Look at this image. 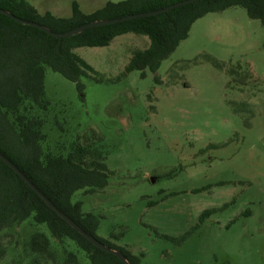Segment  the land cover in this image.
Instances as JSON below:
<instances>
[{
    "label": "rangeland",
    "instance_id": "374dc122",
    "mask_svg": "<svg viewBox=\"0 0 264 264\" xmlns=\"http://www.w3.org/2000/svg\"><path fill=\"white\" fill-rule=\"evenodd\" d=\"M73 1L29 0L60 17ZM76 1L90 13L122 0ZM149 46L127 33L75 49L97 72L82 78L83 91L45 70L52 138L67 129L70 140L94 139L106 153L108 186L76 192L73 202L100 219L99 238L143 264H264V26L242 6L210 12L157 72L126 73L133 53ZM37 230L10 231L1 264H27L15 258ZM189 231L181 244L163 237ZM46 234L54 257L39 264H66L70 253L71 264H90L72 241Z\"/></svg>",
    "mask_w": 264,
    "mask_h": 264
},
{
    "label": "trees",
    "instance_id": "16d2710c",
    "mask_svg": "<svg viewBox=\"0 0 264 264\" xmlns=\"http://www.w3.org/2000/svg\"><path fill=\"white\" fill-rule=\"evenodd\" d=\"M179 1L182 0L107 1L101 8L87 13L74 0L69 17L49 11L41 14L29 0H0V8L52 31L66 32L96 20L149 12ZM232 6L244 7L249 17L260 20L264 26V0H201L154 16L91 27L66 38L53 37L0 13V152L59 210L99 241L124 254L130 264H143L142 258L108 239L99 238L96 232L100 219L84 213L81 201L73 202L76 192L93 194L108 186L110 172L105 163L106 153L94 139L81 142L77 136L70 140L67 129L60 128L58 137L52 138L50 113L53 109L45 92V70L51 68L83 91L82 78L97 72L75 49L108 46L117 36L135 33L147 36L150 46L133 53L125 72L139 71L143 76L146 70L155 73L188 37L196 20ZM210 213L205 212L201 221ZM24 224L38 228L15 258L25 259L27 264H33V255L35 264L46 255L54 257L47 232L60 242L72 241L86 253L90 264H125L73 229L0 158V264L11 244L4 238ZM191 231L180 238L163 237L181 244ZM65 263H76L75 255L70 253Z\"/></svg>",
    "mask_w": 264,
    "mask_h": 264
},
{
    "label": "water",
    "instance_id": "95a60500",
    "mask_svg": "<svg viewBox=\"0 0 264 264\" xmlns=\"http://www.w3.org/2000/svg\"><path fill=\"white\" fill-rule=\"evenodd\" d=\"M198 1H201V0H182V1L176 2L174 4L168 5V6L164 7V8H160V9L149 11V12H141V13H136V14H129V15H126V16H123V17H119V18H114V19L96 20V21L89 22V23L83 24L81 26H78V27H76L74 29H71L69 31H66V32H55V31H52L51 29L47 28L44 25H41V24H39L37 22H33V21H29V20L17 17L13 13H11L10 11L2 9V8H0V13L9 16L10 18H12V19L24 24V25H28V26L39 28V29L47 32L48 34H50L53 37L66 38V37H71V36H74L76 34H79V33L83 32L84 30H86L88 28H91V27L115 24V23L131 20V19L143 18V17H148V16H154V15H158V14H161V13H165L167 11H170V10L174 9V8L181 7V6H184L186 4H190V3H195V2H198ZM0 158L3 159L4 162H6L44 200V202L51 209L56 211L73 229H75L77 232H79L81 235H83L87 240H89L92 244H94L98 248H100L102 250H105V251L117 256L125 264H130L128 262V260L126 259L124 254H122L121 252H119L117 250H114V249L108 247L103 242L99 241L97 238H95L94 236H92L91 234L86 232L79 224H77L67 214H65L64 212L59 210L57 208V206L30 181V179L10 159H8L1 152H0Z\"/></svg>",
    "mask_w": 264,
    "mask_h": 264
}]
</instances>
